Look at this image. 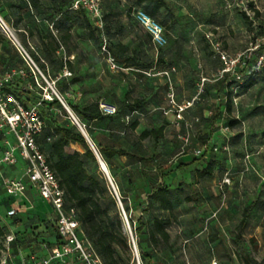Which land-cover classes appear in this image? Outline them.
<instances>
[{
  "label": "rangeland",
  "instance_id": "1",
  "mask_svg": "<svg viewBox=\"0 0 264 264\" xmlns=\"http://www.w3.org/2000/svg\"><path fill=\"white\" fill-rule=\"evenodd\" d=\"M21 1L0 0V14L17 31L18 38L35 61L42 75L36 69V74H34L25 63L22 69L14 70L15 72L12 73L7 67L0 68V77L11 74L13 79L22 80L34 92L35 96L42 98L47 90L51 92L50 85L57 89V82L62 77H78L83 81H88L91 83L90 87H95L93 92H99L100 98L111 94L113 97H117L116 93L120 84L128 87L132 97L135 98L143 97L141 90L144 86L146 88L156 86L158 92L152 99V107L166 104L167 91L169 90L166 79L161 76L153 80L139 79L133 72H111L99 47L88 40L86 33L80 28L73 29L69 50L61 48L59 51L65 61L68 60L72 63L74 72L71 73L67 67L66 69L71 75H65V69L57 73L51 71L45 73L35 58H40L36 45L37 37L30 36L24 27L25 24L34 25L30 23L32 15H36L39 21H42L44 16L32 11L19 20V13H21L19 3ZM168 1L174 9L175 16L169 23V27H165L168 43L163 49L157 48L152 41L147 40L142 27L130 26L131 16L127 13L129 4L126 0H103V10L105 14H109L113 9L115 14L110 16L111 22L115 24L116 21H121L124 24L125 30L120 35V40L123 43L128 44L132 50L138 48L154 60H157L161 54L168 63L177 68V71L181 70L182 72L184 69L181 65L186 59L200 60V52L197 49L201 48L210 52L211 44L207 38V32H213L225 50L228 51L229 47H235L231 53L233 57L244 52L248 55L247 51L253 49L263 36L264 0H207L202 4L191 2V0ZM243 13L247 15L251 24L246 23ZM166 14L167 11H163L162 18ZM49 31L56 34L52 26ZM6 49L16 50L7 40L4 45H0L1 57L8 55ZM259 52L260 50H254L250 59H246L248 68L241 64L238 67L239 74L244 75L241 76V80L232 78L221 87H210L208 105L202 106V110L208 114L205 116L203 113L200 123L194 124L191 130H186L185 126L168 128L160 148L159 157L161 158L159 159L162 162L172 160L180 153H186L204 164H208L210 161L217 163V168H215L211 179L199 177L193 179V186H190L187 195L193 199L198 198L200 203L195 200L186 203L189 209L184 213L189 215L187 219L193 220L200 231L207 234L209 262L213 258L219 257L225 264H243L246 255L250 253L257 261L264 264V80L259 75L257 83L252 88L244 90L250 77L251 65L254 64ZM89 56L95 63L92 67L87 66L85 62ZM96 64H99V68H96ZM166 67V65L160 66L161 69ZM244 68L247 70L245 71ZM99 77L101 80L98 82ZM104 80H107V83H104ZM199 80V78L193 79V91L183 93L181 98L192 96ZM174 86L176 89V85ZM84 87L83 84L82 86H71L70 92L62 98L74 102L78 99L80 88ZM220 92L227 96V100H216ZM230 97L232 109L229 112L226 109V103ZM214 99L215 101H213ZM113 101L116 100L113 99ZM41 108L45 114L48 113L59 123L75 125L63 105L48 107L43 104ZM199 109H196L194 113L198 114ZM156 113L158 115L153 122H150L149 118L143 120L145 125L150 127L161 125L162 118L158 111ZM191 116L193 115L190 114L187 119L189 120ZM44 120L49 124L48 118H44ZM82 126L85 130V125ZM7 131L6 128H0V160L5 150V140L9 139L11 142H15L14 136L9 135ZM187 135H189L190 141L183 148L181 137ZM92 136L95 137L99 145L112 144L115 147L126 148L132 145L134 138L129 134L114 133L110 135V133L99 129L93 130ZM228 141L230 142L229 152H224L221 148ZM170 142L173 144L168 147L167 144ZM145 143L148 148H153L150 142ZM205 143L220 148V153L209 160L202 157L196 158L194 151ZM248 153L251 155L253 165L251 170H245L243 162ZM20 163L24 164L22 160ZM153 163L156 165V162ZM138 165L135 159H121L115 164L117 176L115 180L112 179L118 194L125 192L128 195V200H121V203L133 232L140 226L141 221L147 222L151 217L144 214L143 211L146 196L144 187L139 182L141 174ZM144 167L150 166L145 165ZM16 169L14 166L10 167L0 163V229L3 227L8 229L4 236H0V243L4 246V249L0 247V260L6 254L7 237L6 239L4 237L15 235L19 239L17 241L21 248L11 245L10 250L14 264L19 263L22 256L26 257L29 254V245L33 244L40 252L42 243L50 241L55 233V227L51 223V219H55L54 210L40 197L38 192H32V187H29L24 195L9 196L6 194L3 180L4 178H20V175L15 173ZM167 169L168 167L163 172ZM225 177L231 179L230 185L223 184ZM107 185L110 192L116 197L108 176ZM253 201H258V208L252 214L247 227L240 230L243 210ZM200 204H208L209 207L200 211ZM117 207L120 210V218L128 236L129 227L124 222L122 208L120 204ZM13 208L17 213L9 218L7 213ZM220 235L223 236L222 241H219ZM131 253V263L137 264V258L132 248Z\"/></svg>",
  "mask_w": 264,
  "mask_h": 264
},
{
  "label": "trees",
  "instance_id": "2",
  "mask_svg": "<svg viewBox=\"0 0 264 264\" xmlns=\"http://www.w3.org/2000/svg\"><path fill=\"white\" fill-rule=\"evenodd\" d=\"M74 1L75 0H22L21 3H19V9L21 10V13H19V20H22L26 14H30L32 11H36L39 15L43 14L44 16L42 21H39L36 15H32L30 23L34 25L28 26L25 24L24 27L30 36L37 37L36 45L40 53V58H35L40 68L45 73L48 71L57 73L67 67L70 69L71 73L74 72L72 63L68 60L65 61L59 51L61 48L69 50V43L73 38V29L75 28L82 29L86 33L87 39L99 47L100 53L105 61L106 56L102 53V46L106 43L107 51L114 58L119 67L118 71H114L116 73L133 72L139 79L153 80L154 78H158V76H148L146 73H156L174 67L171 63H168L161 54L158 56L157 60H154L138 48L132 50L128 44L123 43L120 40V35L125 30V26L121 21H116L115 24L111 22L110 16L114 15L115 11L112 9L109 14H105L103 10V0L101 4L102 28L95 24L87 11L82 8H73ZM126 2L129 4L127 13L131 16L130 26L132 27L140 26L134 16L138 10H143L158 21L164 27V30L165 27H169V23L175 16L174 9L168 0H126ZM163 11H167V14L162 18ZM243 16L246 23L251 24V21H249L245 13H243ZM51 26L55 29L56 34L49 31ZM144 33L147 40L149 42L152 41L151 36L146 31ZM7 40L8 39L0 31V45H4ZM24 40L26 41V39ZM6 50L8 55L6 57L0 56V68L7 67L11 73L15 72L14 70L22 69L26 62L18 51L14 49ZM162 65H166L167 67L161 69L160 66ZM250 70V77L244 86V90L252 88L257 83V76L260 75L264 80V69L258 72H255L252 68H250ZM81 81L82 80L78 77H62L57 82V90L63 97L70 92L71 86H82ZM166 85L169 89L167 82ZM6 90L14 95L19 102L26 107L33 106L42 100V97L35 96L34 92L19 79H13L12 82L6 86ZM80 90L82 89L80 88ZM156 94L148 99L147 97L135 98L132 97L130 90L123 100H117L116 106L118 107V113L114 116H104L101 113L100 96H97L91 103H82L80 105H74L66 100V103L79 118L81 124L85 125V132L93 143L97 154L105 163L111 179L115 180L117 176L115 164L121 159L131 158L137 160L138 164L141 163L140 179H146L150 189V195L147 197V202H144L145 208L143 211L144 214L151 216L148 220L153 221L152 225L148 224L149 221H141L140 226L134 229L142 264H155L157 259L153 254L154 250L157 249L159 245H162V243L168 244L170 238L167 232L170 219H160L159 217H155L151 212H159L161 210L170 215H174V210L178 205L181 206L186 203H191L193 200L200 203L198 198L193 199V197L185 195L183 184L174 189L170 188L163 181L165 176L163 171L158 170L152 172L144 167L145 165L150 166V162H156V158H158L161 153L160 148L166 137L167 128L170 125L173 126L172 122L164 116L161 110L163 107H167V102L164 106L152 107V99ZM231 100L230 97L226 103V109L229 112L232 109ZM43 104L48 107L54 105L62 106L56 98L51 102L45 101ZM157 111L162 118L161 125L152 127L146 126L143 130H140L141 123L145 118H149V120L153 118V121L157 118ZM40 112L42 116L44 115L43 118H48L49 124L46 123L44 131L36 137V142L39 149L46 157L48 166L58 180L61 189L65 193V207L67 209L77 210L81 229L97 255L100 257L102 264H136L135 262L131 263V243L129 237L126 235L122 219L120 218V210L117 207L119 203L116 197L110 192L107 185V176L102 170L99 159L89 145L86 137L77 125H70L67 123L61 124L48 113L45 114L42 108H40ZM128 116L131 117L130 120L126 122V117ZM96 129L108 132L110 135L114 133L132 135L134 137L132 145L128 148L115 147L112 144L104 146L99 145L95 137L92 136L93 130ZM145 142H150L153 148H148ZM206 144L208 143L204 145ZM228 144L230 146L229 141ZM73 145H77L79 150L72 148ZM219 153L220 151H212L202 158L209 160ZM246 155H249V153ZM168 161L170 160L165 162L161 161V167H164V169L169 167ZM215 168H217V163L215 161H210L202 170H196L192 174V177L193 179L196 177L211 179ZM119 196L122 201L128 200V195H126L125 192L120 193ZM257 208L258 201H253L243 210L240 230L247 227L252 214ZM51 223L52 226L55 227V233L54 237L50 239V241H47L49 243H52L54 239H58L56 217L55 219H51ZM6 232H8L7 227H3L0 229V236H4ZM145 235L149 237L146 238ZM7 236L8 235L4 238L6 239ZM146 239H149L152 246V250L150 251L144 246ZM17 240L19 239L16 238L12 245L21 248ZM1 244L2 243H0V247L4 249V246ZM28 248L31 254L39 253L33 244L29 245ZM243 264L262 263L257 261L252 254L248 253Z\"/></svg>",
  "mask_w": 264,
  "mask_h": 264
},
{
  "label": "built area",
  "instance_id": "3",
  "mask_svg": "<svg viewBox=\"0 0 264 264\" xmlns=\"http://www.w3.org/2000/svg\"><path fill=\"white\" fill-rule=\"evenodd\" d=\"M102 0H75L73 8L84 9L94 20L95 24L102 28ZM135 20L137 23L151 36L153 44L157 48H164L168 41L165 34L164 27L148 15L143 10H138L135 13ZM0 31L16 48L20 56L31 68L34 74L39 71L35 61L24 47L18 38L17 31L4 19L0 14ZM214 54L220 59L223 64L221 70V77L227 74L231 75L237 80H241V75L238 72V67L243 65L248 68L246 59H250L254 50H260L259 55L251 65L255 71L264 69V35L253 49H249L248 55L240 53L234 57L230 56L222 46V43L215 39L213 35H207ZM102 53L106 56V61L111 71H118L119 67L114 58L109 54L106 48V43L102 46ZM176 69L173 67L168 70L152 73L148 72V76H161L168 81L169 91L167 94V107L161 110L165 117L170 118L174 127L190 129L192 124L185 119V113L192 108L198 96L191 100L178 102L176 94L173 89L171 74ZM65 75H71L65 68ZM13 80V75L7 74L0 77V128H6L9 135H13L15 142L9 139L5 140V150L3 152L0 163L7 166H17L22 160L25 163V173L21 178H4V189L9 196L24 195L29 187L35 189L40 197L50 204L54 210L56 217V230L58 239H54L52 243L43 242L41 251L39 253H29L26 257H21L17 264H102L100 257L93 249L90 242L85 237L81 224L78 219L76 209H67L64 201V191L61 189L58 180L51 171L46 157L39 149L36 142V137L39 136L46 127V122L40 112V108L45 101H53L56 98L70 114L72 120L78 128L84 130L79 118L67 106L66 100L62 98L58 90L50 85V90L44 94L41 101L33 106L26 107L22 105L19 100L6 90V86ZM100 111L104 116H114L118 113V107L114 104L100 102ZM131 116L126 117V122L130 120ZM199 122V119L195 120ZM183 140V148H185L190 141L189 135L181 137ZM224 152H229L228 142L221 148ZM220 148L210 146L208 144L194 151L196 157H204L210 152H219ZM250 158L246 155V159ZM114 189L116 199L120 204L123 212V218L126 225L129 227L128 237L130 239L131 248L136 255L137 264H142L140 260L137 240L134 232L130 226L129 219L122 207L120 196L111 181ZM224 185H230L231 179L225 177ZM16 209H11L7 215L9 218L15 216ZM15 235L7 236L6 254L0 260V264H14L11 254V245L15 242ZM211 264H219L213 261Z\"/></svg>",
  "mask_w": 264,
  "mask_h": 264
},
{
  "label": "crops",
  "instance_id": "4",
  "mask_svg": "<svg viewBox=\"0 0 264 264\" xmlns=\"http://www.w3.org/2000/svg\"><path fill=\"white\" fill-rule=\"evenodd\" d=\"M206 1L207 0H193V1L191 0V2H197L201 4L203 2L206 3ZM207 35H213L215 39L218 40L217 36H215L213 32H207ZM234 48L235 47H229L227 51L223 47V49L226 52H228L230 56L231 53L235 50ZM197 50L200 52L199 53L200 60H193L192 58L186 59L184 62H182L181 65V67L184 69V72H182L181 70L177 71V68L174 66L176 71L171 74L173 89L178 101L183 102V101L191 100L197 95H199L198 101H196L194 106L189 110H187V112L185 113V119L187 120V122L191 123L192 126L194 124H198L201 122V119L203 118V113L205 116H207L208 114L205 110H202V106L208 105V99L210 98L209 96L210 87H214V86L221 87V85L229 82L232 78L233 80H237L229 74H227L223 78L221 77V70L223 69V64L220 61V59L213 54L212 47L210 49V52L209 50L205 51L204 49L201 48ZM72 57L74 59L75 55ZM88 58L89 59H86L85 61L86 65L89 67L95 65L93 59H90L92 57L89 56ZM98 66L99 64L98 65L96 64V68H99ZM107 67L109 69L108 64ZM246 70L247 69H245V71ZM111 72L116 73L114 71ZM196 78H199L200 80L192 96L181 98L183 93H190L191 91H193V85H194L193 79ZM99 80H101L100 77L98 78V82ZM104 83H107V80H104ZM81 84H83V86L85 87L78 92L77 95L78 99L70 103L74 105H80L82 103L88 104L91 103L93 100H95L97 96H100L98 95L99 92H93L95 87H90L91 85L89 84L91 83H89L88 81L82 80ZM174 85H176V89L174 88L175 87ZM151 88L152 89L150 88L146 89L145 86L143 87V89L141 90L143 97H147L148 99L157 93L158 88L156 87L154 88L151 87ZM127 92H129V88L125 87L123 84H120V87L116 93L117 97H113L111 94L108 95L107 97L100 98V102L116 105L117 100H123ZM113 99L116 101H113ZM224 99L227 100V96H224L223 93L221 92L216 97V100L218 101H222ZM213 101H215V99ZM198 108H200L199 109L200 112L198 114L194 113V111L196 109L198 110ZM190 114H192L193 116H191L190 119L188 120L187 118L189 117ZM168 119L171 121L170 118ZM196 119H199V122H196L195 121ZM150 121L153 122V118L150 119ZM146 126L148 125H145V123L142 122L140 126V130H143ZM170 127L172 126L171 125L168 126V128ZM191 128L190 129L185 128V129L191 130ZM172 144L173 143L170 142L167 144V146L169 147ZM72 148L79 150V147L77 145H73ZM159 158L161 157L158 156V158H156V165L150 162L149 163L150 167H146V169L151 171H158V170L163 171L164 167H161L162 163L160 161L161 159ZM243 162H244L245 170H251V168H253L251 156L248 160L246 159L245 156ZM168 163H169V167L167 171H164L165 176L163 178V181L172 189L183 184L185 188V195H187L188 191L190 190V186H193L194 182H193L192 174L196 170H202L206 165L203 162L195 160L190 154H186V153H180L176 155L172 160L168 161ZM138 166L139 168H141V163H139ZM14 167L17 168L15 170V173L20 175L21 178L25 173V164L19 163L17 166ZM167 172L170 173L168 174ZM139 182L144 187V191H145L144 194L146 196L145 203H146L147 197L150 195V189L148 187V183L146 179H140ZM33 191L36 190L33 189L32 192ZM199 206H200L199 207L200 211L209 207L208 204L206 205L200 204ZM188 209L189 208L187 207V204H184L181 206L178 205L176 207L173 213L174 215H170L169 213L163 212L161 210L159 212L156 211L151 212L154 214L155 217H159L160 219H170V225L167 227V232L169 233L170 238L168 244L162 243V245H159V247L154 250L153 254L157 259L155 264H211V262L213 261H217L220 264H225L224 261L219 257L213 258L212 261L209 262V254L207 248L208 247L207 234L205 232L200 231V228L197 226V224H195L193 220L187 219L189 218V215H185L184 213ZM148 224L152 225L153 221L150 220ZM145 237L148 238L149 236L145 235ZM222 239L223 236L220 235L219 241H222ZM144 246L147 250L149 251L152 250V246L149 242V239L145 240Z\"/></svg>",
  "mask_w": 264,
  "mask_h": 264
},
{
  "label": "water",
  "instance_id": "5",
  "mask_svg": "<svg viewBox=\"0 0 264 264\" xmlns=\"http://www.w3.org/2000/svg\"><path fill=\"white\" fill-rule=\"evenodd\" d=\"M80 129V128H79ZM80 131L83 133V135L86 137L89 145L91 146V148L94 150V152L96 153L98 159H99V162H100V165H101V168L102 170L105 172V174L108 176V178L110 179V181H112V179L110 178V174H109V171L105 165V163L101 160V158L99 157V155L97 154L94 146H93V143L91 142L90 138L88 137L87 133L85 132V130H82L80 129Z\"/></svg>",
  "mask_w": 264,
  "mask_h": 264
}]
</instances>
